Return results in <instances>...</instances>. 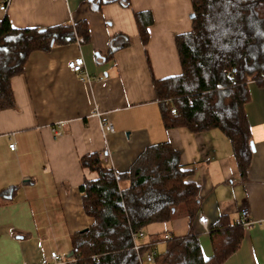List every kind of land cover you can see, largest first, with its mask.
<instances>
[{
	"label": "crops",
	"instance_id": "0c3cea01",
	"mask_svg": "<svg viewBox=\"0 0 264 264\" xmlns=\"http://www.w3.org/2000/svg\"><path fill=\"white\" fill-rule=\"evenodd\" d=\"M104 1L11 0L6 12L0 10V21L8 17L17 29L85 21L90 34L88 42L32 52L23 72L11 79L16 106L0 108V264H54V251L69 257L73 234L94 223L80 186L99 174L83 168L84 155L108 153L104 164L120 173L160 143L179 151L188 180L199 187L192 231L203 256L215 252L211 233L221 217L239 223L247 207L258 223L244 229L239 249L223 264H264V80L248 84L253 156L243 177L231 142L219 129L167 128L162 117L154 80L182 73L176 37L193 29L192 0H130L129 6ZM143 11L154 19L146 43L135 16ZM116 36L128 43L109 56ZM76 57L84 58L89 78L69 69ZM57 123L63 128L55 137ZM200 214L209 218L207 228L198 221ZM152 226L153 232L175 236L191 230L181 207L171 221ZM145 231L147 240H156ZM156 248L164 251L166 242Z\"/></svg>",
	"mask_w": 264,
	"mask_h": 264
},
{
	"label": "trees",
	"instance_id": "16d2710c",
	"mask_svg": "<svg viewBox=\"0 0 264 264\" xmlns=\"http://www.w3.org/2000/svg\"><path fill=\"white\" fill-rule=\"evenodd\" d=\"M121 1L130 5V0ZM192 3L193 29L176 37L182 73L154 80L162 117L167 128L219 129L231 142L245 177L253 156L246 114L248 84L264 80V0ZM135 16L146 43L153 15L143 11ZM89 38L85 21L17 29L5 17L0 21V108L16 106L11 79L23 72L32 52L50 51L77 39L84 43ZM126 43L127 38L122 42L119 36L112 38L109 56ZM81 165L96 171L99 178L85 179L80 186L85 213L94 223L73 234L76 264H137L133 233L171 221L181 206L187 209L191 230L185 236L171 235L165 250L158 251L155 264H223L239 249L244 227L223 216L211 233L215 252L208 259L203 256L199 236L192 231L199 187L188 180L190 172L170 143L147 147L120 173L107 167L97 152L84 155ZM165 234L148 231L156 240Z\"/></svg>",
	"mask_w": 264,
	"mask_h": 264
},
{
	"label": "built area",
	"instance_id": "2783aa9c",
	"mask_svg": "<svg viewBox=\"0 0 264 264\" xmlns=\"http://www.w3.org/2000/svg\"><path fill=\"white\" fill-rule=\"evenodd\" d=\"M11 0H2L0 5V10L6 12L8 10V7L10 5ZM68 67L71 71L75 73H79L81 75L86 76L89 78L88 73L85 71V62L83 57H76L68 61ZM99 78H102L103 75H99ZM105 127L108 130H113V124L107 123ZM62 123H57L53 128V134L55 137H58L62 134ZM9 147L14 150L16 148V142L15 140H11L9 143ZM101 159L105 162L109 160V154L103 153L101 155ZM198 221L207 228L209 225V218L206 215L200 214L198 216ZM240 222L244 229H250L254 227L258 221L253 219L250 215L249 209L247 207H243L241 209V219ZM171 238V235L169 233H166L164 238L161 240H147V232L144 229H141L139 231H136L133 233V249L138 254V262L137 264H155L156 263V256L158 254V250L156 248L157 244L160 242H165L166 240H169ZM51 258L53 260L54 264H61V263H70V262H76L75 256H62L58 252L54 251L51 253Z\"/></svg>",
	"mask_w": 264,
	"mask_h": 264
},
{
	"label": "rangeland",
	"instance_id": "374dc122",
	"mask_svg": "<svg viewBox=\"0 0 264 264\" xmlns=\"http://www.w3.org/2000/svg\"><path fill=\"white\" fill-rule=\"evenodd\" d=\"M181 208L183 209V210H185V207L184 206H181ZM154 227L152 226L148 231H150L151 233H154L151 229H153ZM160 252H163V250L161 251V249H160V251H159V253Z\"/></svg>",
	"mask_w": 264,
	"mask_h": 264
},
{
	"label": "water",
	"instance_id": "95a60500",
	"mask_svg": "<svg viewBox=\"0 0 264 264\" xmlns=\"http://www.w3.org/2000/svg\"><path fill=\"white\" fill-rule=\"evenodd\" d=\"M191 17L193 18L194 17V14H192ZM71 255H72V253L69 254V256H71Z\"/></svg>",
	"mask_w": 264,
	"mask_h": 264
}]
</instances>
